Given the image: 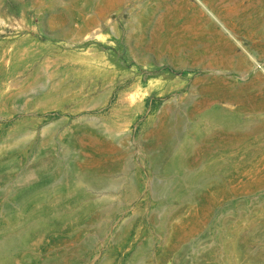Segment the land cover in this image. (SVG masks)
Listing matches in <instances>:
<instances>
[{"label":"rangeland","instance_id":"rangeland-1","mask_svg":"<svg viewBox=\"0 0 264 264\" xmlns=\"http://www.w3.org/2000/svg\"><path fill=\"white\" fill-rule=\"evenodd\" d=\"M0 243L264 264V0H0Z\"/></svg>","mask_w":264,"mask_h":264},{"label":"bare ground","instance_id":"bare-ground-1","mask_svg":"<svg viewBox=\"0 0 264 264\" xmlns=\"http://www.w3.org/2000/svg\"><path fill=\"white\" fill-rule=\"evenodd\" d=\"M212 15V14H211ZM4 244L0 243V250L3 248ZM9 249V248H8Z\"/></svg>","mask_w":264,"mask_h":264}]
</instances>
